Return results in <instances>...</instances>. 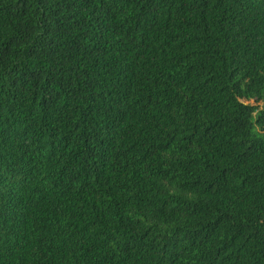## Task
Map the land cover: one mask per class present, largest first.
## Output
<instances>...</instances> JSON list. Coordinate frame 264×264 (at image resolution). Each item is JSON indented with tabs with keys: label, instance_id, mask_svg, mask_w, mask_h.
I'll use <instances>...</instances> for the list:
<instances>
[{
	"label": "trees",
	"instance_id": "trees-1",
	"mask_svg": "<svg viewBox=\"0 0 264 264\" xmlns=\"http://www.w3.org/2000/svg\"><path fill=\"white\" fill-rule=\"evenodd\" d=\"M0 264H264V0H0Z\"/></svg>",
	"mask_w": 264,
	"mask_h": 264
}]
</instances>
